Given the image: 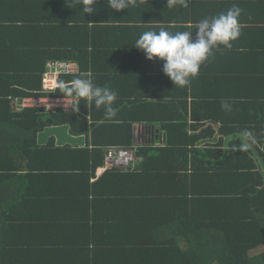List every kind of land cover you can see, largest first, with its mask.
<instances>
[{"label":"trees","instance_id":"trees-1","mask_svg":"<svg viewBox=\"0 0 264 264\" xmlns=\"http://www.w3.org/2000/svg\"><path fill=\"white\" fill-rule=\"evenodd\" d=\"M230 1L243 12L264 5ZM82 6L0 0V264H264V253L251 255L264 246V18L240 17L245 63L216 51L175 87L136 39L161 28L195 35L226 0H136L122 11L98 0L92 14ZM50 60L76 61L116 91V116L83 101L78 113L24 108V98L45 95ZM135 124L159 138L140 144L133 171L92 182L108 147H134ZM63 125L86 146L38 144Z\"/></svg>","mask_w":264,"mask_h":264},{"label":"clouds","instance_id":"clouds-1","mask_svg":"<svg viewBox=\"0 0 264 264\" xmlns=\"http://www.w3.org/2000/svg\"><path fill=\"white\" fill-rule=\"evenodd\" d=\"M98 0H82V12L92 14V5ZM177 0H167V6L173 7ZM187 8L189 0H181ZM110 9L122 11L136 6V0H106ZM243 9L234 4L226 12L205 17L196 24L195 35L192 31L170 33L164 28L157 31H145L139 35L134 47L144 53L146 59L163 62V73L169 77L174 86L185 87L200 74L201 68L211 62L215 52L221 49H231L233 41L241 36L240 17ZM60 92L72 100V112L80 111V101L87 109L94 105L96 109L103 107L105 118L116 116L117 109L113 107L117 100V92L107 85L94 84L91 73H81L70 82L61 80L58 83ZM221 107L230 110L227 101L221 102Z\"/></svg>","mask_w":264,"mask_h":264},{"label":"built area","instance_id":"built-area-1","mask_svg":"<svg viewBox=\"0 0 264 264\" xmlns=\"http://www.w3.org/2000/svg\"><path fill=\"white\" fill-rule=\"evenodd\" d=\"M78 65L67 61H49L46 64V71L43 75V95L39 98L28 97L23 99L22 106L24 108H43L46 110L61 109L64 112L71 113V108L66 105H71L72 100L66 97H51L49 94L57 91L58 83L63 75L79 73ZM140 139L135 142L131 149L119 148L115 146L108 147L105 153V161L103 166L98 168L96 177H100L104 173L113 170L133 171L141 158L137 156V150L141 143L149 142L159 138V131L156 129L142 128Z\"/></svg>","mask_w":264,"mask_h":264},{"label":"crops","instance_id":"crops-1","mask_svg":"<svg viewBox=\"0 0 264 264\" xmlns=\"http://www.w3.org/2000/svg\"><path fill=\"white\" fill-rule=\"evenodd\" d=\"M235 3H233L232 1H230V0H226V6H227V8L229 9V8H231L233 5H234ZM236 5H238V4H236ZM254 6V8H251L252 9V11H251V9H245V11H248L249 12V14L248 15H252L253 17H256V18H264V5L263 4H261V3H259L258 1H257V5H253ZM228 9H226L225 10V12L228 10ZM244 11V12H245ZM244 12H242V15H244ZM219 13H222V11L221 12H219ZM241 28H244L242 25H241ZM232 44H233V46H232V48L231 49H233L234 51H229V50H231V49H229L228 50V52H226V50L227 49H224L223 47H221V49L220 50H218L217 51V53L219 52L220 54H222L223 53V55L224 56H228V58H233V59H235V60H238V61H240V62H242V63H245L242 59H244L245 58V55H243V54H241V52H243V48L245 47L239 40H236V41H233L232 42ZM216 53V52H215ZM51 61V60H50ZM56 61V60H55ZM57 61H61V60H57ZM49 62V61H48ZM67 62H73V63H75V64H77L78 65V68H79V73H72V74H68V75H63V76H77V75H79V74H81L80 72H81V68H80V65H79V63L78 62H76V61H67ZM46 71V70H45ZM63 76H61V78H60V81H61V79H62V77ZM59 90V89H58ZM57 90V91H58ZM45 95H47V94H45ZM50 95V94H49ZM56 96V95H55ZM58 97H65V96H58ZM80 103V102H79ZM41 109H43V108H41ZM46 110V109H45ZM48 111V110H47ZM55 113V112H54ZM71 113H74V112H71ZM75 113H78V112H75ZM142 128H145V126L144 125H140V124H135L134 125V139H135V142L136 141H138L139 139H140V135H141V132H142ZM71 129V128H70ZM69 132H70V130H69ZM71 134V133H70ZM85 136V138H86V142H87V137H86V135H84ZM51 139H54L55 140V144H56V139L54 138V137H51L50 139H49V142H50V140ZM48 142V143H49ZM56 146H57V144H56ZM66 146V145H65ZM72 146V145H71ZM76 146H78V145H76ZM86 146V145H85ZM85 146H80V147H85ZM58 147H63V146H58ZM102 176V175H101ZM100 176V177H101ZM100 177H95V179H92V182H94V181H96V180H98ZM43 230H46V227L43 229ZM67 231H71V230H67ZM12 236L11 237H15L14 236V234H11ZM11 240V239H10ZM9 240V241H10ZM38 242H39V240H38ZM38 249V248H37ZM32 253V252H31Z\"/></svg>","mask_w":264,"mask_h":264},{"label":"water","instance_id":"water-1","mask_svg":"<svg viewBox=\"0 0 264 264\" xmlns=\"http://www.w3.org/2000/svg\"><path fill=\"white\" fill-rule=\"evenodd\" d=\"M70 126L63 125V126H51L46 128L43 132L39 133L38 135V144L39 145H47L49 139L54 137L56 139L57 146H65V145H72V146H85L86 145V138L85 136H74L69 132Z\"/></svg>","mask_w":264,"mask_h":264},{"label":"rangeland","instance_id":"rangeland-1","mask_svg":"<svg viewBox=\"0 0 264 264\" xmlns=\"http://www.w3.org/2000/svg\"><path fill=\"white\" fill-rule=\"evenodd\" d=\"M261 253H264V246L258 248L257 250L251 251V255H253V256L259 255Z\"/></svg>","mask_w":264,"mask_h":264}]
</instances>
